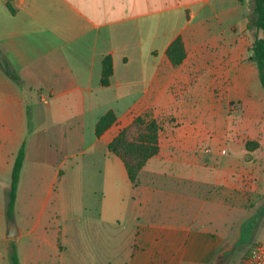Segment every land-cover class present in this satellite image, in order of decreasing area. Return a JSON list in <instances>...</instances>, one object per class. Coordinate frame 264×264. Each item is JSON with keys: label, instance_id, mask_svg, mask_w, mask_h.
I'll list each match as a JSON object with an SVG mask.
<instances>
[{"label": "crops", "instance_id": "1", "mask_svg": "<svg viewBox=\"0 0 264 264\" xmlns=\"http://www.w3.org/2000/svg\"><path fill=\"white\" fill-rule=\"evenodd\" d=\"M247 2L0 0V264H10L12 243L19 264L44 257H53L56 264L68 261V242L82 231L80 218L71 229L58 214L51 215L49 205L52 197H62L55 186H63L71 159L76 191L85 167L101 177L99 217L92 220L96 226L115 222L113 201L123 198V226L130 243L124 264H213L233 226L264 193V171L210 167L200 151L205 138L181 125L167 131L165 140L160 133L158 153L133 186L107 144L143 112L156 117L178 110L184 84L200 77L199 69L212 62L216 50H229L225 63L238 65ZM177 36L186 57L173 65L166 50ZM193 50L212 53L190 57ZM106 55L112 59V74L109 84L102 85ZM3 64L16 72L20 84L4 72ZM216 76L223 81L230 74ZM108 110L116 120L97 137L95 124ZM23 140L25 156L13 216L8 217L11 169ZM215 156L212 162L223 161V153ZM240 157L226 160L238 162ZM9 220L17 230L11 238Z\"/></svg>", "mask_w": 264, "mask_h": 264}, {"label": "rangeland", "instance_id": "2", "mask_svg": "<svg viewBox=\"0 0 264 264\" xmlns=\"http://www.w3.org/2000/svg\"><path fill=\"white\" fill-rule=\"evenodd\" d=\"M252 6L253 0H248L242 7L249 23L253 20ZM243 37L244 45L239 50L238 65L225 63L226 57L230 56L229 50L227 53L216 50L212 62L205 68L199 69L200 77L192 78L184 84V93L177 98L181 107L178 106L176 111L166 110L158 113L155 118L160 123L161 140H165L167 131L181 125L194 129L196 133L200 132L205 138L202 139L205 141L201 144L200 151L209 160L208 165H213L210 167L256 168L264 171V89L258 78L256 63L249 58V48L253 41L252 31L247 28ZM211 53L210 51L209 55ZM209 55L206 50H193L189 56L206 58ZM220 72L229 73L230 76L220 81L219 79L223 77L216 76ZM147 112L154 115L153 112ZM220 152L223 153V161L212 162L215 155H221ZM230 155H241L243 160L240 159L238 162L226 160ZM72 165L71 159L64 168L66 180L63 186L60 185L61 183L55 186V191L61 190L62 197L59 199L52 197L49 205L51 215L58 214L59 219L65 220L71 229L76 226L77 218H80L79 226L82 231L78 230L71 237L72 240L68 245L71 244L72 248L65 255L68 261L62 264H124L130 243L128 229L124 230L123 226V198L116 197L113 201L112 217H116L115 222L110 226L99 225L100 229L92 220L99 217L102 198V190L99 186L101 177L96 174L91 175L85 167L83 175L80 176V189L76 191V174L74 168H71ZM23 180L19 207H22L25 200L26 182L29 179L27 177ZM118 181L120 185L118 189L120 191L121 187L123 192L121 186L123 183L119 179ZM243 222L247 223L243 225L241 240L245 238L247 241L237 246L230 264H238L254 244L264 243V193L250 204L239 224L233 226L229 238L218 250V254L235 242ZM248 228L253 229L251 233ZM56 263L53 257L40 258L34 262V264Z\"/></svg>", "mask_w": 264, "mask_h": 264}, {"label": "trees", "instance_id": "3", "mask_svg": "<svg viewBox=\"0 0 264 264\" xmlns=\"http://www.w3.org/2000/svg\"><path fill=\"white\" fill-rule=\"evenodd\" d=\"M253 20L248 22L247 28L252 31L253 41L249 48V58L256 63L258 78L264 89V0H253ZM166 55L173 65H179L186 57L183 40L177 36L168 46ZM4 72L20 84L16 72L2 65ZM112 74V59L106 55L101 62L102 85H108ZM116 120L113 110H108L97 120L95 135L100 136ZM160 123L148 112H143L136 117L107 144L110 153L116 155L124 164L129 181L133 186L137 185L138 175L146 162L159 151ZM25 156V140H23L16 152L10 176V186L7 192L6 213L13 216L17 185ZM10 264H19L15 245L12 243L9 249Z\"/></svg>", "mask_w": 264, "mask_h": 264}, {"label": "water", "instance_id": "4", "mask_svg": "<svg viewBox=\"0 0 264 264\" xmlns=\"http://www.w3.org/2000/svg\"><path fill=\"white\" fill-rule=\"evenodd\" d=\"M246 223L247 222H243L241 224V226H240L241 228L239 227L240 230L238 231V236L235 239V242L228 249H225L221 253H219L215 257V259L213 261V264H230L231 257L233 255V252L237 248V246H239V244L245 243L247 241V239L245 240V238H243L241 240V232H242V229H244L243 225H245ZM7 230H8L7 236L10 237V238L17 235V230H16L15 224H14V222L12 220L8 221ZM247 230L249 231V233H251V231L253 229L252 228H248ZM249 238L250 237H248V239Z\"/></svg>", "mask_w": 264, "mask_h": 264}, {"label": "built area", "instance_id": "5", "mask_svg": "<svg viewBox=\"0 0 264 264\" xmlns=\"http://www.w3.org/2000/svg\"><path fill=\"white\" fill-rule=\"evenodd\" d=\"M238 264H264V245L256 243L251 246Z\"/></svg>", "mask_w": 264, "mask_h": 264}]
</instances>
